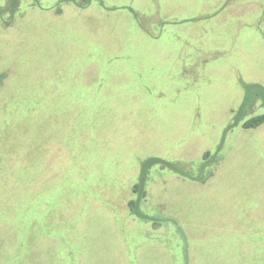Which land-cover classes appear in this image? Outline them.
Wrapping results in <instances>:
<instances>
[{
	"label": "rangeland",
	"instance_id": "rangeland-1",
	"mask_svg": "<svg viewBox=\"0 0 264 264\" xmlns=\"http://www.w3.org/2000/svg\"><path fill=\"white\" fill-rule=\"evenodd\" d=\"M264 0H0V264H264Z\"/></svg>",
	"mask_w": 264,
	"mask_h": 264
},
{
	"label": "trees",
	"instance_id": "trees-1",
	"mask_svg": "<svg viewBox=\"0 0 264 264\" xmlns=\"http://www.w3.org/2000/svg\"><path fill=\"white\" fill-rule=\"evenodd\" d=\"M264 123V113L255 117H252L249 121L244 123L247 128L255 127Z\"/></svg>",
	"mask_w": 264,
	"mask_h": 264
}]
</instances>
